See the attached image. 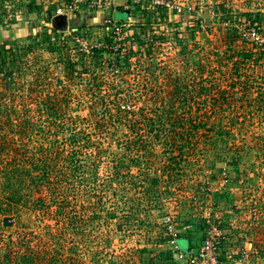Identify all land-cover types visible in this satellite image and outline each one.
<instances>
[{
    "label": "rangeland",
    "instance_id": "rangeland-1",
    "mask_svg": "<svg viewBox=\"0 0 264 264\" xmlns=\"http://www.w3.org/2000/svg\"><path fill=\"white\" fill-rule=\"evenodd\" d=\"M30 1L0 0V46L4 40L18 39L21 46L28 35L45 31L56 39L55 48L41 45L29 54V67L22 68L19 73L14 71L13 83L8 88L4 87L8 78L0 73V105L29 103L43 91L54 93L58 98L68 92L72 104L80 108L89 104L96 105L97 109L101 104L110 105L116 92L128 108L154 107L170 92L174 74H180L185 81L189 78L198 55L202 54L199 49L202 45L215 48L223 58L227 35L231 34L237 49L255 44L263 48L264 54V0H168L172 8L155 5V0L139 3L115 0L103 10L84 7L72 13L66 11L67 0H38L41 10L38 14L28 15L25 12ZM1 7L5 13H1ZM57 9L66 12L68 28L65 32L53 34L50 17L56 16ZM124 10L128 17L118 40L112 34L111 24L113 20L122 21L121 12ZM241 13L254 15L252 20L255 23L257 19H263L262 26L240 25L238 14ZM201 17H209L210 24L206 25ZM73 28L77 29L74 34ZM63 42L67 43L68 49L62 47ZM94 50L100 51V56H95L97 60L82 63L78 59L80 54L87 56ZM205 57L207 55L200 56L201 59ZM116 59L118 62L114 63ZM70 60L75 64L73 78L67 75ZM215 70L217 76L221 66ZM207 72L205 69L204 77ZM254 74L264 80V55L256 64ZM155 92L159 95L157 100L151 97ZM255 94L253 88L250 96ZM237 96H240L239 92ZM99 97L104 100L101 102ZM240 103L243 101L236 102ZM80 114L86 115L87 110L82 109ZM6 120L0 114V125L7 123ZM14 121L11 118L9 122ZM122 131L123 126L119 125L117 134ZM262 134L264 128L254 120L247 133L229 138L234 148L245 144L237 167L219 164L218 168H213L216 163L213 152L223 143L218 141L215 150L201 144L198 153L203 152V161L195 163L199 155H191L189 162L180 169L182 175L176 183L168 190L159 186L163 196L158 195V200H138L143 198L140 188L126 189L123 192L126 197L121 199L120 189H115L114 194L108 193L110 199L105 207L111 213L104 216L106 222L99 213H94L96 199L91 195L76 199L67 197L70 202L65 209L67 212L58 217L56 211H52L59 205L48 201L44 185L38 182L31 189V198H45L50 213L42 215L38 211L23 210L20 218L6 215L11 227H0V234L6 237L20 231L33 232L30 250L46 251V261L51 258L53 264H139L141 260L151 264H192L201 261L202 243L207 238L206 233L210 232L209 237L214 233L224 237L216 252L217 264H264V168H259L264 162V152L257 145V136ZM244 136L246 141L242 139ZM111 149L116 150L115 146ZM3 169L0 168V202L6 196L3 187L7 179ZM84 170V186L91 192L95 187L91 175L108 172L105 168H98L96 172L92 168ZM136 170L132 168L131 174ZM161 170L149 168V174L158 176ZM116 184L113 181L112 187L116 188ZM111 191L112 188L108 192ZM133 209L136 217L146 222L143 227L134 225L133 229V219L126 223L121 218L123 211ZM1 220L0 215V225ZM68 223L75 229L64 231L61 226ZM119 224H125L124 229H120ZM177 237L189 240L188 253L179 250ZM44 243L47 246L41 249ZM137 248L147 250L140 254L135 250Z\"/></svg>",
    "mask_w": 264,
    "mask_h": 264
},
{
    "label": "trees",
    "instance_id": "trees-1",
    "mask_svg": "<svg viewBox=\"0 0 264 264\" xmlns=\"http://www.w3.org/2000/svg\"><path fill=\"white\" fill-rule=\"evenodd\" d=\"M29 3L25 13L38 14L41 10L38 0ZM1 9V13H5L4 8ZM253 16L248 13L238 14L240 25L262 26L263 19H257L255 23ZM51 31L53 34L62 33L52 27ZM73 31L74 34L77 29L73 28ZM230 35H227L223 58L219 57L215 48L200 46L202 54L198 55L189 78L185 81L180 74H174L170 92L161 97L160 103L154 107L136 110L128 108L118 92L112 104H101L99 109L92 104L83 108L72 104L68 92L58 98L54 93L40 91V95L29 98L31 102L35 99V103L24 101L19 106L1 104L0 114L7 119V123L0 125V168H4L3 175L7 183L3 187L5 199L0 202V227H11L6 215L20 218L23 210L32 213L38 211L42 215L50 213V205H47L45 198H31V189L38 182L44 185L49 195L48 201L59 205L52 211H56L58 217L67 212L66 206L70 204L67 197L76 199L81 195L83 198L91 195L96 199V204H93L96 206L94 213H99L100 218L106 222L104 216L111 213L105 207L110 199L108 193L114 194L118 188L120 198L124 199L126 194L123 192L126 189L140 188L143 190V198L138 200H158V195L163 196L159 186L168 190L171 184L176 183L182 175L179 174L180 169L189 162L191 155H199L195 163L203 161V152L198 153L201 144H207L215 150L218 141L223 143L219 150L213 152L216 158L213 168H218L219 164L237 167L241 159L240 151L245 144L234 148L229 138L247 133L254 120L264 128V80L254 74V68L264 54L263 48L255 44L237 49ZM18 40H4L0 46V73L8 78L4 82L5 88L13 83L14 71L19 73L22 68L29 67V54L41 45L54 49L56 41L54 36H49L45 31L28 35L21 46ZM62 47H67V43L63 42ZM206 55L204 59L200 58ZM95 56H100V51L94 50L87 56L80 54L78 59L82 63L92 62L97 60ZM70 61L72 64L66 67L67 75L73 78L72 68L75 64ZM218 66H221V70L215 76ZM205 69L208 74L204 77ZM253 88L256 92L254 97L250 96ZM238 92L240 96H237ZM30 93L28 95L31 96ZM151 97L153 100L159 99L158 92ZM99 100L102 102L104 98L99 97ZM238 101L243 103L238 105ZM82 109L87 110L84 116L80 114ZM11 118L15 121L9 122ZM119 125L123 126L120 135L117 134ZM257 137L258 148L263 153L264 134ZM242 139L246 141L245 136ZM112 146H115V151L111 149ZM84 168H92L94 172L98 168L108 171L100 176L91 175L95 186L92 192L85 189ZM132 168H137L135 174H131ZM149 168H161V174L150 176ZM259 168H264L263 161ZM13 180L16 185L12 183ZM113 181L117 182L116 188L112 187ZM111 188L113 192H108ZM135 212V209L123 211L121 215L126 223L133 219V229L134 225L143 227L146 223L137 218ZM69 226L70 223L62 224L61 227H64V231L75 229ZM124 226L119 224L120 229H124ZM32 235L31 231H20L6 237L0 234V264H53L51 258L46 261V251L39 253L30 250ZM175 240L179 250L183 254L188 253L189 240L182 237ZM46 244L41 249H45ZM135 250L143 254L147 249ZM139 264L151 262L141 260Z\"/></svg>",
    "mask_w": 264,
    "mask_h": 264
},
{
    "label": "built area",
    "instance_id": "built-area-1",
    "mask_svg": "<svg viewBox=\"0 0 264 264\" xmlns=\"http://www.w3.org/2000/svg\"><path fill=\"white\" fill-rule=\"evenodd\" d=\"M132 1L133 3H139L142 0H132ZM112 2H115V0H67L66 11L71 13L78 12L84 7L93 10H103L108 5H111ZM153 3L158 6L160 5L166 8L168 7L172 8V5H170L171 3L168 0H157V1L155 0ZM173 8L175 9L177 7L173 6ZM65 13L66 12L61 9L56 10V15H64ZM125 22H126L125 20H122L121 22H116L113 20L111 24L112 34L118 40L120 39L121 32L123 30V23ZM209 233L208 234L206 233L207 238H205V240L202 243L203 247L201 248V252L199 255L201 261L192 264H217L216 260L218 258L216 257V252H218L220 247L222 246L224 237L217 233H214V236L209 237Z\"/></svg>",
    "mask_w": 264,
    "mask_h": 264
},
{
    "label": "water",
    "instance_id": "water-1",
    "mask_svg": "<svg viewBox=\"0 0 264 264\" xmlns=\"http://www.w3.org/2000/svg\"><path fill=\"white\" fill-rule=\"evenodd\" d=\"M122 20H126L128 17L127 11L121 12ZM206 25L210 24L209 17H201ZM67 15H56L51 20V27L57 32H65L68 28V20Z\"/></svg>",
    "mask_w": 264,
    "mask_h": 264
},
{
    "label": "crops",
    "instance_id": "crops-1",
    "mask_svg": "<svg viewBox=\"0 0 264 264\" xmlns=\"http://www.w3.org/2000/svg\"><path fill=\"white\" fill-rule=\"evenodd\" d=\"M3 32V31H2ZM4 33V32H3ZM5 39H6V37H5Z\"/></svg>",
    "mask_w": 264,
    "mask_h": 264
}]
</instances>
